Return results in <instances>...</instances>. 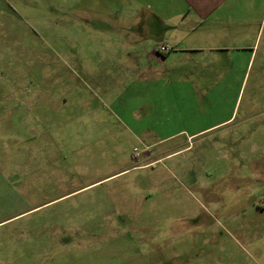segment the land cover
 <instances>
[{
  "label": "rangeland",
  "instance_id": "374dc122",
  "mask_svg": "<svg viewBox=\"0 0 264 264\" xmlns=\"http://www.w3.org/2000/svg\"><path fill=\"white\" fill-rule=\"evenodd\" d=\"M86 2L0 0V264H264L263 44L197 84L229 120L139 134L118 16Z\"/></svg>",
  "mask_w": 264,
  "mask_h": 264
},
{
  "label": "crops",
  "instance_id": "0c3cea01",
  "mask_svg": "<svg viewBox=\"0 0 264 264\" xmlns=\"http://www.w3.org/2000/svg\"><path fill=\"white\" fill-rule=\"evenodd\" d=\"M103 2L107 13L118 16L114 23L120 31L115 35L116 42L121 45V54L132 63L127 69L133 78L132 101L146 102L139 125L148 126L138 127L140 119H133L139 134L150 129V124H166L177 113L189 125L187 137L229 120L230 115L223 112L203 123L197 84L202 78L211 79L203 94L208 104L213 90L215 93L227 85L224 78L244 74L258 46H264V0ZM95 5L88 0L81 5L84 16L80 22L87 25L92 14L103 12L94 9ZM123 18L129 22L124 23ZM161 44L169 49L160 51Z\"/></svg>",
  "mask_w": 264,
  "mask_h": 264
},
{
  "label": "built area",
  "instance_id": "2783aa9c",
  "mask_svg": "<svg viewBox=\"0 0 264 264\" xmlns=\"http://www.w3.org/2000/svg\"><path fill=\"white\" fill-rule=\"evenodd\" d=\"M168 49H169V47L166 46V45L161 44V45L159 46V50H160V51H166V50H168Z\"/></svg>",
  "mask_w": 264,
  "mask_h": 264
}]
</instances>
